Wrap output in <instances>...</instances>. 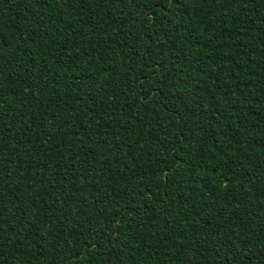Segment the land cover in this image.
Instances as JSON below:
<instances>
[{"label": "trees", "instance_id": "1", "mask_svg": "<svg viewBox=\"0 0 264 264\" xmlns=\"http://www.w3.org/2000/svg\"><path fill=\"white\" fill-rule=\"evenodd\" d=\"M0 264H264V0H0Z\"/></svg>", "mask_w": 264, "mask_h": 264}]
</instances>
